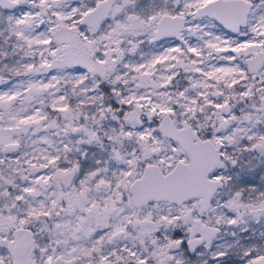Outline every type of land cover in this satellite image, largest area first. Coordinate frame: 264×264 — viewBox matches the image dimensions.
Segmentation results:
<instances>
[{
	"label": "snow or ice",
	"instance_id": "6c2138e0",
	"mask_svg": "<svg viewBox=\"0 0 264 264\" xmlns=\"http://www.w3.org/2000/svg\"><path fill=\"white\" fill-rule=\"evenodd\" d=\"M0 264H264V0H0Z\"/></svg>",
	"mask_w": 264,
	"mask_h": 264
}]
</instances>
